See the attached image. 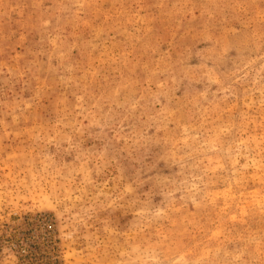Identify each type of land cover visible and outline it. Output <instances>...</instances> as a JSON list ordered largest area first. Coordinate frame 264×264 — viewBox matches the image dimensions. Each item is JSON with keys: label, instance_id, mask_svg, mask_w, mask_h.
<instances>
[{"label": "rangeland", "instance_id": "obj_1", "mask_svg": "<svg viewBox=\"0 0 264 264\" xmlns=\"http://www.w3.org/2000/svg\"><path fill=\"white\" fill-rule=\"evenodd\" d=\"M0 264H264V0H0Z\"/></svg>", "mask_w": 264, "mask_h": 264}]
</instances>
